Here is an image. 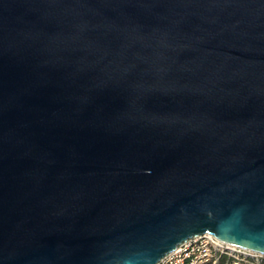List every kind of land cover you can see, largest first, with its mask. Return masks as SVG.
<instances>
[{
    "label": "water",
    "instance_id": "water-1",
    "mask_svg": "<svg viewBox=\"0 0 264 264\" xmlns=\"http://www.w3.org/2000/svg\"><path fill=\"white\" fill-rule=\"evenodd\" d=\"M264 255V0H0V264Z\"/></svg>",
    "mask_w": 264,
    "mask_h": 264
},
{
    "label": "built area",
    "instance_id": "built-area-1",
    "mask_svg": "<svg viewBox=\"0 0 264 264\" xmlns=\"http://www.w3.org/2000/svg\"><path fill=\"white\" fill-rule=\"evenodd\" d=\"M157 264H264V255L205 234L186 241Z\"/></svg>",
    "mask_w": 264,
    "mask_h": 264
}]
</instances>
